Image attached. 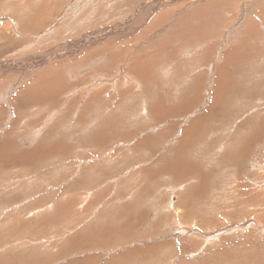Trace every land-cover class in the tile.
Masks as SVG:
<instances>
[{"label":"rangeland","instance_id":"374dc122","mask_svg":"<svg viewBox=\"0 0 264 264\" xmlns=\"http://www.w3.org/2000/svg\"><path fill=\"white\" fill-rule=\"evenodd\" d=\"M196 1L0 0V264H264V0Z\"/></svg>","mask_w":264,"mask_h":264},{"label":"bare ground","instance_id":"6f19581e","mask_svg":"<svg viewBox=\"0 0 264 264\" xmlns=\"http://www.w3.org/2000/svg\"><path fill=\"white\" fill-rule=\"evenodd\" d=\"M195 1V0H194ZM210 1H212V0H198V1H196V4H195V6H193V7H190V8H194L196 11H200V10H202V11H200V12H202V15H203V13L204 12H206L208 9V2H210ZM223 1L224 0H213L211 3H210V5H209V7H211L213 4H214V6L215 7H218L219 6V8H220V10H221V8H223V6H221V5H223ZM216 5H218V6H216ZM214 6H212L213 8H215ZM206 8V9H205ZM179 9V8H178ZM188 10L189 11H191L189 8H188ZM212 10V9H211ZM218 10V9H217ZM200 12L199 13H197L196 15H198V14H200ZM140 13V12H139ZM181 13V12H180ZM190 13V12H189ZM194 14V13H193ZM143 15V14H142ZM179 15V14H178ZM192 15V14H191ZM181 16V15H180ZM183 16V15H182ZM195 16V15H194ZM199 16V15H198ZM213 16V15H212ZM222 16V15H221ZM142 18V17H141ZM183 18V17H182ZM185 18H186V20L188 21L189 20V22H191V19L190 18H188V17H186V14H185V17H184V20H185ZM147 19V18H146ZM159 19V16L157 17V20ZM156 20V21H157ZM181 20V19H180ZM198 20H199V17H198ZM137 21V20H136ZM155 21V22H156ZM205 21V20H204ZM204 21H203V23H204ZM218 21V20H217ZM154 22V21H153ZM202 22V21H201ZM134 23V22H133ZM146 23H148V22H146ZM150 23V22H149ZM5 24V23H4ZM145 24V22H141L140 23V25H144ZM183 24V26L185 25L186 26V24H188V23H182ZM194 24V23H193ZM199 25V27L201 28V29H199L198 28V30H202V28H203V26L201 27V24L200 23H198ZM34 26V25H33ZM137 26V25H136ZM184 26V27H185ZM188 26V25H187ZM194 26V25H193ZM24 27V26H23ZM128 27V26H127ZM139 27V28H138ZM205 27H206V25H205ZM142 28V26H137V30H140ZM194 28V27H193ZM183 29V28H182ZM188 29V28H187ZM186 29V31L189 33V29L187 30ZM22 30V29H21ZM197 30V31H198ZM141 31V30H140ZM185 31V32H186ZM146 33V29H143L142 31H141V35H143V34H145ZM162 32V31H161ZM184 32V31H183ZM186 32V33H187ZM1 33V32H0ZM28 33V32H27ZM178 33V32H177ZM186 33H184V34H186ZM206 33V32H205ZM148 35V34H147ZM150 36V35H149ZM158 36H160V34H158ZM163 36V35H162ZM168 37V36H167ZM97 39V38H96ZM182 39V38H181ZM89 41V40H88ZM109 41V40H108ZM152 41V40H151ZM198 41V40H197ZM101 42V41H100ZM100 42H98V44H100ZM107 42V41H106ZM110 42V41H109ZM109 42H107L108 44H109ZM104 43V42H103ZM200 43V42H199ZM134 44V43H133ZM84 45V44H83ZM167 45V44H166ZM90 46H92V45H90ZM117 47V46H116ZM140 47V46H139ZM81 48V44L79 45V44H76L75 46H73L71 49L72 50H74V52L76 51V50H78L79 52H80V49ZM87 48V47H86ZM110 49V47L109 46H105V48H101V47H98V48H96V49H91L90 50V48H89V55H87V57L86 58H90V57H96V56H98V57H102L103 55H100V52H102L101 50H107L109 53H110V51H109V49ZM114 48V47H113ZM118 48V47H117ZM159 49V48H158ZM69 50V49H68ZM71 50V51H72ZM123 50V49H122ZM167 50V48H165L164 50L163 49H161V50H159V51H157L156 53H157V56L155 55V58L157 57V59H158V57H162V53H165V51ZM176 50V49H175ZM82 51V50H81ZM65 52V51H64ZM73 51L71 52V53H74ZM77 52V51H76ZM112 53V52H111ZM161 53V54H160ZM81 54V53H80ZM86 54H87V52H86ZM101 54H103V53H101ZM146 54V53H145ZM65 55V54H64ZM144 55V54H143ZM166 55V54H165ZM171 55V54H170ZM90 56V57H89ZM149 56V55H148ZM106 58H108L109 57V55L108 56H105ZM77 58V57H76ZM139 58H141L140 59V61H135L134 63H135V69H132L131 71H133V73H134V71L135 72H139L140 74H145V72L147 73V70L146 69H149V65H147L148 63H146V62H144L145 63V65H142V62H143V60H145L144 58H143V56H140ZM148 58H150V57H148ZM153 58V57H152ZM43 59V58H42ZM46 59V58H45ZM68 59V58H67ZM104 59V58H103ZM118 59V58H117ZM151 59V58H150ZM36 60V59H35ZM58 60V59H57ZM60 60V59H59ZM76 60V59H75ZM78 60V59H77ZM76 60V61H77ZM31 61V60H30ZM37 61V60H36ZM44 61V60H43ZM67 61V60H66ZM119 61V60H118ZM188 61V60H187ZM190 61V60H189ZM39 62V61H38ZM49 63V62H48ZM55 63H56V61H55ZM59 63V62H58ZM112 63V62H111ZM114 63V62H113ZM125 63V62H124ZM178 63V62H177ZM1 64V63H0ZM6 64V63H5ZM20 64V63H19ZM24 64V63H23ZM68 64V63H67ZM123 64V63H122ZM126 64V63H125ZM52 65V64H51ZM72 65H74V63L73 64H71V65H68V67L70 66V67H72ZM184 65V64H183ZM2 66V65H1ZM4 66H6V65H4ZM10 66V65H9ZM44 66V65H43ZM146 66V67H145ZM185 66V65H184ZM23 67V66H22ZM34 67V66H33ZM41 67V66H40ZM39 67V68H40ZM64 67V66H63ZM66 67V66H65ZM145 67V68H144ZM173 67V66H172ZM47 68V67H46ZM122 68V67H121ZM174 68V67H173ZM182 68V67H181ZM7 69V68H6ZM18 69V68H17ZM27 69V68H26ZM37 69V68H36ZM43 69V68H42ZM50 69V68H49ZM55 69V68H54ZM67 69V68H66ZM71 69V68H70ZM1 70V69H0ZM3 70V69H2ZM47 70H48V68H47ZM161 70V69H160ZM176 70V69H175ZM37 71V70H36ZM128 71V70H127ZM26 72V71H25ZM28 72V71H27ZM30 72V71H29ZM179 72V71H178ZM31 73V72H30ZM33 73V72H32ZM6 74V73H5ZM12 74V73H11ZM3 75V74H2ZM29 75V74H28ZM149 75V74H148ZM127 77V76H126ZM38 80H40V82H38V83H40L41 85L43 84V83H45V80H43V78H40V79H38ZM127 80H128V77H127ZM130 80H132V79H130ZM76 81V80H75ZM224 81V80H223ZM128 82H129V80H128ZM137 82V81H136ZM127 84V83H126ZM48 85V84H47ZM150 85V84H149ZM49 86V85H48ZM27 88V87H26ZM35 88V87H34ZM40 88V90L42 91V86H40L39 87ZM38 88V89H39ZM51 88H53V87H51ZM129 88V87H128ZM130 89H131V87H130ZM129 89V90H130ZM38 92H39V90H37ZM36 91V92H37ZM52 91H53V89H52ZM37 92V93H38ZM44 92V91H43ZM25 93V92H24ZM42 93V92H41ZM64 93V92H63ZM34 94H35V92H34ZM38 95V94H37ZM21 96V95H20ZM38 97V96H37ZM33 98V97H32ZM117 99V98H116ZM42 101V100H41ZM31 102V101H30ZM29 102V103H30ZM34 102H35V100H34ZM36 103V102H35ZM38 103V102H37ZM76 103V102H75ZM90 103V102H89ZM50 104V103H49ZM36 105V104H35ZM31 107V106H30ZM86 108V107H85ZM67 109V108H66ZM66 111V110H65ZM69 111V110H68ZM65 114V113H64ZM82 114V113H81ZM24 115V114H23ZM94 129V128H93ZM190 133H191V130H189V132H188V134H187V137L189 138V136H190ZM94 135V134H93ZM4 137V136H3ZM187 138V139H188ZM90 139V138H89ZM16 143V142H15ZM93 143V142H92ZM189 144V143H188ZM192 144V143H191ZM40 145V144H39ZM53 145H56V144H53ZM65 145V144H64ZM122 145H124V143L122 144ZM148 147V146H147ZM184 147V146H183ZM37 150H38V148L37 147H35ZM63 148V147H62ZM42 149V148H41ZM36 150V151H37ZM63 150V149H62ZM20 152H21V150H19ZM23 151V150H22ZM35 151V150H34ZM51 151V150H50ZM58 152V151H57ZM49 153V152H48ZM56 153V152H55ZM33 154V153H32ZM1 157V156H0ZM3 157V156H2ZM29 157V156H28ZM19 158V157H18ZM30 159V158H29ZM35 159V158H34ZM37 159V158H36ZM35 159V160H36ZM102 159V158H101ZM2 160H5V158L4 159H2ZM1 160V161H2ZM15 164H17V162L15 163ZM15 164H13V165H15ZM33 164V163H32ZM31 164V165H32ZM10 166H11V164H9ZM30 166V165H29ZM177 166V165H176ZM189 166V165H188ZM6 167V166H5ZM15 167V166H14ZM187 168V167H186ZM191 168V167H190ZM65 169V168H64ZM185 169V168H184ZM192 169V168H191ZM196 169V168H195ZM194 169V170H195ZM1 170H3V169H1ZM16 169H14V171H15ZM173 170V169H172ZM179 170V169H178ZM182 170V169H181ZM4 171V170H3ZM67 171V170H66ZM11 172H13V171H11ZM68 172V171H67ZM173 172V171H172ZM172 172H170V173H172ZM182 172V171H181ZM185 172V171H184ZM1 173V172H0ZM151 173V172H150ZM196 173V172H195ZM10 174V173H9ZM176 175V174H175ZM181 175V174H180ZM188 175V174H187ZM193 175V174H192ZM154 175H152L151 177H153ZM171 176V175H170ZM180 178V177H179ZM181 178H182V176H181ZM189 178V177H188ZM154 179V178H153ZM175 180V179H174ZM24 186V185H23ZM32 186V185H31ZM77 186V185H76ZM20 187V186H19ZM78 187V186H77ZM21 188H22V186H21ZM20 189V188H19ZM70 190L72 189V187L71 188H69ZM76 189V188H75ZM192 189V188H191ZM17 191H18V189H16ZM69 191V190H68ZM72 191V190H71ZM14 192V191H13ZM28 191H26V193H27ZM41 192V191H40ZM44 192V191H43ZM67 192V191H66ZM42 193V192H41ZM8 194V193H7ZM28 194V193H27ZM67 194H70L69 192L67 193ZM74 194V193H73ZM47 195V194H46ZM49 195V194H48ZM53 195V194H52ZM54 196V195H53ZM66 196V195H65ZM78 196V195H77ZM4 197H7V196H4ZM4 197H2V199H4ZM50 197V196H49ZM64 197V196H63ZM63 197H62V200H63ZM67 197V196H66ZM66 197H64V200L66 201L67 199H68V197H67V199H66ZM73 198L75 197V195H73L72 196ZM9 198V197H8ZM8 198H7V201H8ZM37 198H38V196H37ZM10 199H12L11 198V195H10ZM9 199V200H10ZM47 199H49L48 197H47ZM58 200H60V199H58ZM62 200H60V202H62ZM72 200L73 199H71L70 201H71V203H74V202H72ZM79 199H77V201H78ZM6 201V200H5ZM6 201V202H7ZM41 201V200H40ZM47 201V200H46ZM64 201V202H65ZM68 202H69V200H67ZM92 201V200H91ZM97 201V200H96ZM1 202V201H0ZM6 202H2V203H6ZM9 202V201H8ZM37 202H39V201H37ZM76 202V201H75ZM41 203V202H40ZM65 203H67V202H65ZM85 203H87V202H85ZM36 204V203H35ZM78 204V203H77ZM77 204H75V205H77ZM64 205V203H62L61 204V209H62V206ZM67 205V204H66ZM75 205H73L74 207H76ZM68 206V205H67ZM70 207V206H69ZM59 208V209H60ZM66 207H65V205H64V207H63V209H65ZM77 208V207H76ZM62 209V210H63ZM65 210H67V209H65ZM71 210V209H70ZM68 211V210H67ZM41 212V211H40ZM83 212V211H82ZM65 216V215H64ZM41 220V219H40ZM40 220H38V221H40ZM43 220V219H42ZM45 221H46V219H44ZM48 220V219H47ZM45 221H43L44 223H46ZM42 221H41V223H43ZM48 222V221H47ZM36 223V222H35ZM55 223V222H54ZM38 225V224H37ZM42 225V224H41ZM39 226V225H38ZM150 226V225H149ZM87 227V226H86ZM42 228V227H41ZM87 229V228H86ZM89 230V229H88ZM87 230V231H88ZM57 231V230H56ZM55 231V232H56ZM86 231V232H87ZM244 231V230H243ZM86 234V233H85ZM120 238H122V236L120 237ZM118 239V238H117ZM58 255V254H57ZM7 257V256H6ZM21 259V258H20ZM57 259V258H56ZM18 260H19V258H18ZM28 260V259H27ZM11 263V262H10Z\"/></svg>","mask_w":264,"mask_h":264}]
</instances>
